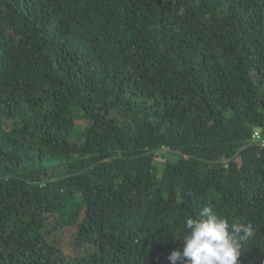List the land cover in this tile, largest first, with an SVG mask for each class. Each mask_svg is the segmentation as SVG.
Here are the masks:
<instances>
[{"label":"trees","instance_id":"trees-1","mask_svg":"<svg viewBox=\"0 0 264 264\" xmlns=\"http://www.w3.org/2000/svg\"><path fill=\"white\" fill-rule=\"evenodd\" d=\"M262 140L264 0H0V264H264Z\"/></svg>","mask_w":264,"mask_h":264},{"label":"built area","instance_id":"built-area-1","mask_svg":"<svg viewBox=\"0 0 264 264\" xmlns=\"http://www.w3.org/2000/svg\"><path fill=\"white\" fill-rule=\"evenodd\" d=\"M254 137L260 139V133L258 131H255ZM262 142L264 143V140H262Z\"/></svg>","mask_w":264,"mask_h":264},{"label":"rangeland","instance_id":"rangeland-1","mask_svg":"<svg viewBox=\"0 0 264 264\" xmlns=\"http://www.w3.org/2000/svg\"><path fill=\"white\" fill-rule=\"evenodd\" d=\"M159 161H162L163 159H162V157H160V156H158V158H157Z\"/></svg>","mask_w":264,"mask_h":264}]
</instances>
